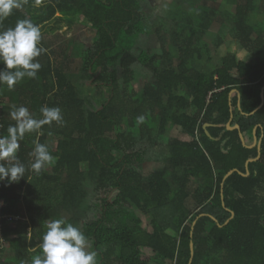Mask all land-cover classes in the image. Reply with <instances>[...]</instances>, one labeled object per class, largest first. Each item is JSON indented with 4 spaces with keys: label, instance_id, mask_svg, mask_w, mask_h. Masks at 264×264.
<instances>
[{
    "label": "trees",
    "instance_id": "16d2710c",
    "mask_svg": "<svg viewBox=\"0 0 264 264\" xmlns=\"http://www.w3.org/2000/svg\"><path fill=\"white\" fill-rule=\"evenodd\" d=\"M227 1L235 6L233 15L207 4L217 0H201L193 15L179 10L157 27L145 11L147 0H26L0 20L3 30L21 19L41 27L56 14L70 22L84 19L94 36L81 54L79 78L95 79L108 91L99 109H87L80 83L68 81L69 65L46 51L36 58L41 69L35 79L11 90L0 85V135L15 123L9 117L13 106L27 107L35 118L41 106L59 107L64 120L63 126L25 134L17 153L24 178L0 182L1 214L18 218L2 219L0 229V250L12 252L14 264H31L41 255L47 220L78 209L92 212L79 229L97 264H189L190 243L191 264H264V105L250 115L261 104L264 36L254 33V0ZM218 16L232 21L234 40L254 60H238L225 49L220 63L203 72L195 63L209 55L202 40ZM149 32L157 52L138 46ZM216 48H222L220 40ZM231 91L240 99L229 97ZM231 115L247 146L258 126L260 157L247 169L257 148L244 147L238 131L226 129ZM174 127L181 129L179 139L169 135ZM50 138H57L56 147L48 148L54 162L34 173V141ZM148 162L165 167L145 175ZM231 170L237 172L223 182ZM247 170V177L239 174ZM139 212L150 217V232L141 227ZM230 212L234 217L218 227ZM65 220L75 224L72 217Z\"/></svg>",
    "mask_w": 264,
    "mask_h": 264
},
{
    "label": "clouds",
    "instance_id": "9594fccd",
    "mask_svg": "<svg viewBox=\"0 0 264 264\" xmlns=\"http://www.w3.org/2000/svg\"><path fill=\"white\" fill-rule=\"evenodd\" d=\"M26 0H0V20L21 9ZM42 34L39 25L30 19L18 20L14 27L0 30V85L9 90L25 78L35 79L41 69L36 59L46 51L40 46ZM40 118H35L25 106H13L9 117L15 123L0 135V182L9 184L24 178L26 167L17 156L20 141L25 134L39 132L44 125L53 123L63 126L64 120L59 107L41 106ZM143 121V117L138 118ZM33 158L30 169L39 173L46 165L54 162L48 147L34 141L29 153ZM41 255L31 259V264H97V253L92 249L88 237L65 219L47 220L46 231L39 245Z\"/></svg>",
    "mask_w": 264,
    "mask_h": 264
},
{
    "label": "rangeland",
    "instance_id": "374dc122",
    "mask_svg": "<svg viewBox=\"0 0 264 264\" xmlns=\"http://www.w3.org/2000/svg\"><path fill=\"white\" fill-rule=\"evenodd\" d=\"M201 0H147L145 3V11L149 18H153L152 22L155 26H160L163 22L172 16L178 14L179 10L182 12L190 13L193 15L200 7ZM202 3V2H201ZM210 5H216V10L219 14L227 12L231 15L235 12V6H229L227 0H217L216 3H207ZM230 4V3H229ZM219 20L213 21L206 35L203 37V44L207 45L209 49V55L205 52L204 57H210L209 60L204 58L201 61L195 63V68L202 70L203 72L212 71L220 63V54L226 51H231L236 54L237 59L246 60L247 62H253L254 55L246 52L237 54L241 51L238 43L234 40L231 32L233 23L227 18L223 19L218 16ZM151 19L148 20V25H152ZM259 19V17H258ZM170 20V19H169ZM253 20V16L251 17ZM42 39L41 46L46 49L48 55H51L58 62L69 65L67 69V77L69 83L77 85V89L80 92V97L84 100L87 109H99L100 104L108 98V91L106 88H99L95 79L79 78V65L82 60L81 54L93 45V32L90 28V24L84 19H80L78 22H70L69 19L62 18L59 14H56L55 18L48 24L40 27ZM148 30V29H147ZM146 41H141L139 47L141 49L146 47H152L153 52L158 51V45L156 36L153 32H149ZM221 41L222 48L217 49L216 43ZM79 80L81 82H79ZM145 82L144 78H141L139 86ZM176 133L170 132L169 135L177 136ZM179 137V136H177ZM57 138L47 139L45 145L48 148L54 149L56 147ZM162 169L165 165L162 163L155 164H143L144 174L149 175L154 169ZM168 175H170L168 173ZM89 192L91 190L89 189ZM92 212L90 210L78 209L72 214H62V218L67 219L72 217L75 221L74 226L80 228L82 223L88 221L91 218ZM141 219V227L150 232V217L142 212L138 213ZM153 264V263H151Z\"/></svg>",
    "mask_w": 264,
    "mask_h": 264
},
{
    "label": "water",
    "instance_id": "95a60500",
    "mask_svg": "<svg viewBox=\"0 0 264 264\" xmlns=\"http://www.w3.org/2000/svg\"><path fill=\"white\" fill-rule=\"evenodd\" d=\"M233 93H236V94L238 95V99H240V96H239V94L237 93V91H231L229 97H231ZM260 99H261V104H260V106H259L255 111H253L250 115H253L256 111H258V110L264 105V87L261 89ZM229 102H230V101H229ZM229 105H230V107H231V103H229ZM238 109L240 110V104H239V101H238ZM231 120H232V115H231V118H230L229 123L226 125V129H227L228 131L237 130L238 133H239V138H240V140H241V143H242V145H243L244 147L249 148V149L254 148V147L257 148V152H258L257 157H256L255 159L247 160V162L245 163V167H246V169H247L249 163H252V162L257 161V160L259 159V157H260L261 138H260L259 140L256 138V130H257L258 126L255 127L254 130H253V136H254V138H253V144H252L251 146H247V145L245 144L244 137H243L242 133L240 132V127H239L238 125L231 126ZM209 126H210V125L205 124L204 127H203V128L205 129V132H206V135H207V136H209V134H208V132L206 131V128H208ZM235 172H237V170H231V171H229V172L223 177V182H224L229 176H231V175H232L233 173H235ZM239 174H240V175H243L244 177H247V176L249 175V172H248V170H247V171H246V174H241V173H239ZM230 213H231V217H230V219H229L228 221H226V223H225L224 225H219V224H218V227H223V226H225V225H226V224H227V223H228V222L234 217V213H233V212H230ZM201 216H202V215H201ZM211 219H212L214 222H216V220H215L213 217H211ZM195 223H196V221L193 222V224H192V228L194 227ZM216 223H217V222H216ZM193 255H194V253H193V244L190 243V260H189V264H191V262H192Z\"/></svg>",
    "mask_w": 264,
    "mask_h": 264
},
{
    "label": "crops",
    "instance_id": "0c3cea01",
    "mask_svg": "<svg viewBox=\"0 0 264 264\" xmlns=\"http://www.w3.org/2000/svg\"><path fill=\"white\" fill-rule=\"evenodd\" d=\"M228 5L232 6L231 4H229V2H228ZM252 16H253V20L251 22H252V25L254 27V33L255 34L261 33L264 36V0H254V11H253ZM258 17H259V19H258ZM246 52H247L246 50L241 49V51L237 54V56L240 53L245 54ZM204 58H206V60L207 59L209 60L210 57L208 56V57H204ZM204 58H202V60ZM239 60H241V59H239ZM241 61L247 62L246 60H241ZM173 131L174 132H180V133H176V135L179 137H177V136L174 137L173 135H171V137L179 139L180 137L183 136L181 129L179 127H174L171 132H173ZM145 164H150V163L148 162ZM45 231H46V229H45ZM32 251H34V249H32ZM12 254L13 253L10 252L9 250H3V251L0 250V264H14L13 260L11 258L13 256Z\"/></svg>",
    "mask_w": 264,
    "mask_h": 264
},
{
    "label": "built area",
    "instance_id": "2783aa9c",
    "mask_svg": "<svg viewBox=\"0 0 264 264\" xmlns=\"http://www.w3.org/2000/svg\"><path fill=\"white\" fill-rule=\"evenodd\" d=\"M4 206H5L4 200L0 199V229H1V227H2V223H1L2 219L7 218V219H9V220H13V221L18 220L17 217H4V216L1 214V210H2V208H3ZM0 238H1V235H0ZM1 241H2V240H1Z\"/></svg>",
    "mask_w": 264,
    "mask_h": 264
}]
</instances>
